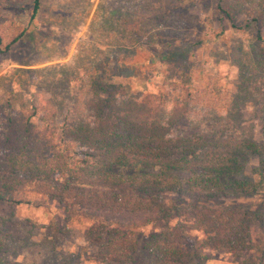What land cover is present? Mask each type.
Segmentation results:
<instances>
[{
	"label": "rangeland",
	"instance_id": "1",
	"mask_svg": "<svg viewBox=\"0 0 264 264\" xmlns=\"http://www.w3.org/2000/svg\"><path fill=\"white\" fill-rule=\"evenodd\" d=\"M33 1L0 0V120L31 111L40 101L55 105L58 121L86 116L83 101L98 78L122 85L128 96L165 93L169 108L187 87L192 109L177 125L182 135L201 134L208 141L219 134L264 140V23L260 33L250 4L41 0L37 17L30 20ZM143 14L146 22L152 18L160 27V38L126 29L125 19L140 21ZM175 50L180 54L172 55ZM167 53L172 56L165 58ZM242 164L255 190L218 198L213 206L264 210V155L246 157ZM114 171L132 174L135 169ZM181 177L185 182L188 175ZM48 203L36 207L0 200V264H125L105 256L108 250L93 240L89 218L67 220L58 198H48ZM178 221L175 211L135 229V264H159L145 253L144 244ZM190 234L197 242L203 238L197 230ZM103 235L106 239L109 233L104 230ZM263 251L264 226L253 220L240 253L205 247L186 264L258 262Z\"/></svg>",
	"mask_w": 264,
	"mask_h": 264
},
{
	"label": "trees",
	"instance_id": "2",
	"mask_svg": "<svg viewBox=\"0 0 264 264\" xmlns=\"http://www.w3.org/2000/svg\"><path fill=\"white\" fill-rule=\"evenodd\" d=\"M230 2L250 4L262 33L264 0ZM40 9L41 0H34L30 20ZM144 16L123 24L140 36L148 32L147 39L160 38V27ZM2 42L0 35V51ZM120 86L96 78L83 101L87 115L77 119L58 121L55 105L40 101L31 111L0 120V200L40 207L48 206V198H58L67 220H91L93 240L103 242L105 256L115 262L135 264L134 230L175 211L178 223L152 235L143 247L159 264H186L205 247L240 253L251 221L264 226V210L212 203L255 190L242 159L264 155V140L219 134L208 141L201 134L182 135L177 125L192 109L187 87L169 108L165 93L128 96ZM115 167L135 171L124 174ZM181 174L188 175L185 182ZM237 175L241 179L233 178ZM193 230L203 233L199 242L190 234ZM244 264H264V251L258 262Z\"/></svg>",
	"mask_w": 264,
	"mask_h": 264
}]
</instances>
